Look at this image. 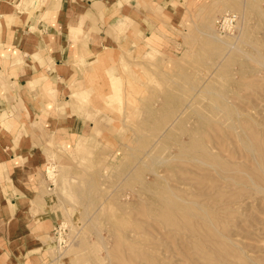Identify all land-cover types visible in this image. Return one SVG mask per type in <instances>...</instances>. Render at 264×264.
<instances>
[{"label":"rangeland","instance_id":"1","mask_svg":"<svg viewBox=\"0 0 264 264\" xmlns=\"http://www.w3.org/2000/svg\"><path fill=\"white\" fill-rule=\"evenodd\" d=\"M59 2L0 0V95L23 73L21 99L40 114L18 102L0 115L14 117L0 168L22 172L63 226L60 243L39 226L42 256L8 264H264V0H71L64 62L73 40L76 57L54 84L21 67L34 51L14 46L3 18L47 20ZM225 12L237 21L220 31ZM32 141L31 157L18 153Z\"/></svg>","mask_w":264,"mask_h":264},{"label":"crops","instance_id":"2","mask_svg":"<svg viewBox=\"0 0 264 264\" xmlns=\"http://www.w3.org/2000/svg\"><path fill=\"white\" fill-rule=\"evenodd\" d=\"M94 1L97 0H83L86 4H92ZM153 1L157 2L158 5L160 4L165 10H171L170 0ZM71 4V0H60L55 14L53 16H48L47 20H42L41 14L31 15L28 14V11L22 15L20 22L16 20L17 15L13 16L14 22L10 25L7 24V21L3 18V27L9 32V35L13 31L12 43L14 46H22L31 50L33 49L34 51V53L24 57L23 62H21V67L29 70L30 76L43 67L49 81L54 84H60V70H64L67 64V66L74 65V61L71 62V59L76 57L75 49L77 45L75 40L71 42L68 59L64 62L65 56H67L70 37L69 33L64 29V26H62L64 24V19L69 16H67V14L69 12V5ZM150 9V7L143 8V15L141 18L142 25L147 26L149 18L146 13H149ZM10 13L9 10L8 14ZM62 16L64 19L61 18ZM72 16L73 14L71 13L68 18ZM15 23L18 24L14 26ZM68 29L70 30V26ZM71 30H75V27L71 28ZM42 51L50 55L49 59L46 55H44L42 59H39L42 56ZM22 75L23 73L17 78L11 77L10 81L13 82L11 91L6 92L5 95H0V115L2 113L7 114L12 109H15L17 112L19 109L17 103L19 102L21 105L27 104V109L31 114L35 111L34 114L37 120V116L40 114L39 111L34 109L35 104L31 101H26L25 103V101H22L21 95L19 94L21 86L26 84V78L22 77ZM27 83L29 85H37L38 81L36 78L31 77L28 79ZM5 86V76L0 72V88ZM54 89L59 91L58 88L54 87ZM60 116L64 117H59L58 123H62L63 125L66 124V115L61 114ZM2 118L7 119L5 125H2L5 128L10 126L12 123L11 120L14 119V117L6 115H3ZM70 123L71 124H66L69 133L78 134L84 132L86 129L85 121H82L76 116L72 118ZM2 126L0 125L1 130H3ZM35 126L34 124L30 126L32 133L36 131L34 128ZM7 133L9 132L7 131ZM4 141L5 140L2 141L5 143V149H2L3 154L5 155L8 151L7 149H9L10 152L8 156L10 159H13L15 154L14 141L12 138H9L7 142ZM0 147L3 148L1 143ZM35 147L36 144L32 141L18 148V153H22L24 157H31L35 152ZM11 173L13 175H11ZM9 174L10 175L0 168V264L13 263V261L23 262V260L31 255L42 256L45 252L47 243L42 241L44 233L43 230L38 227L52 226L53 230L57 220L52 210L46 208L42 202H38V200L34 199L33 191L27 186L25 180L19 182L22 172H9Z\"/></svg>","mask_w":264,"mask_h":264},{"label":"built area","instance_id":"3","mask_svg":"<svg viewBox=\"0 0 264 264\" xmlns=\"http://www.w3.org/2000/svg\"><path fill=\"white\" fill-rule=\"evenodd\" d=\"M237 15L234 12H225L223 14H220L217 18H216V26L218 28V30L220 31H228L231 28H233V26H235V22L237 21L236 19ZM49 168V166L47 167ZM51 168V167H50ZM46 173V177H48V169H46L45 171ZM63 230V226H60V224H55L54 228H53V234L55 237V240L57 241V243H60L61 240L60 239V235H61V231Z\"/></svg>","mask_w":264,"mask_h":264},{"label":"bare ground","instance_id":"4","mask_svg":"<svg viewBox=\"0 0 264 264\" xmlns=\"http://www.w3.org/2000/svg\"><path fill=\"white\" fill-rule=\"evenodd\" d=\"M71 29V28H70ZM204 163V162H203ZM242 171V170H241ZM247 171V170H246ZM216 172V171H215ZM218 172V171H217ZM249 174V173H248ZM262 174H263V172H262ZM264 175V174H263ZM262 177V176H261ZM239 178V177H238ZM249 178V177H248ZM257 179H259V177L257 176ZM261 179V178H260ZM262 180V179H261ZM253 182H254V180H253ZM257 182V181H256ZM261 182H263V181H260L259 183H261ZM264 183V182H263ZM206 185V184H205ZM208 185V184H207ZM259 188H263L262 186H260V185H257ZM205 191H206V189H205ZM221 191V190H220Z\"/></svg>","mask_w":264,"mask_h":264}]
</instances>
